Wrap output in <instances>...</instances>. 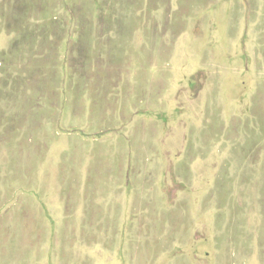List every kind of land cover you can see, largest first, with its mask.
I'll return each mask as SVG.
<instances>
[{"label":"rangeland","instance_id":"374dc122","mask_svg":"<svg viewBox=\"0 0 264 264\" xmlns=\"http://www.w3.org/2000/svg\"><path fill=\"white\" fill-rule=\"evenodd\" d=\"M0 264H264V0H0Z\"/></svg>","mask_w":264,"mask_h":264}]
</instances>
